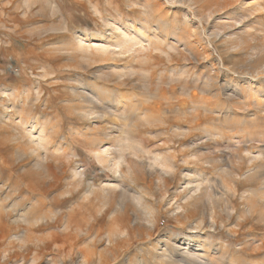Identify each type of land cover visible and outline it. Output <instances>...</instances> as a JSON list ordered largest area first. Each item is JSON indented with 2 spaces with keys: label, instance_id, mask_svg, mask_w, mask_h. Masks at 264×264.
I'll return each mask as SVG.
<instances>
[{
  "label": "rangeland",
  "instance_id": "374dc122",
  "mask_svg": "<svg viewBox=\"0 0 264 264\" xmlns=\"http://www.w3.org/2000/svg\"><path fill=\"white\" fill-rule=\"evenodd\" d=\"M148 1L0 0V264H83L84 255V264H160L150 241H164L169 257L180 259L188 240L203 238L227 248L221 264L232 256L237 264H264V250L255 253L264 241V205L243 197L259 185L243 176L263 169L264 154L249 160L254 154L240 143L251 138L264 147V104L248 102L264 89V0ZM90 54L97 61L82 59ZM93 82L109 87L107 103L92 95ZM121 99L128 111L109 109ZM90 105L103 111L104 123L123 121L122 132L91 130L99 122L85 116ZM178 123L192 130L178 137ZM119 134L137 146L120 152ZM171 150L175 168L165 173L154 158ZM194 169L207 179L203 188L237 192L199 197L196 177L185 176ZM113 182L103 204L101 188ZM32 205L29 220L44 216L27 226L20 216ZM115 224L118 236L109 241ZM169 236L178 237L177 247Z\"/></svg>",
  "mask_w": 264,
  "mask_h": 264
},
{
  "label": "bare ground",
  "instance_id": "6f19581e",
  "mask_svg": "<svg viewBox=\"0 0 264 264\" xmlns=\"http://www.w3.org/2000/svg\"><path fill=\"white\" fill-rule=\"evenodd\" d=\"M150 1V0H149ZM148 1V2H149ZM196 2V0H188V4H189V6H190V4H194ZM27 5V4H26ZM191 7H192V5H191ZM145 14H146V12H145ZM148 16V15H147ZM234 17H236L235 18V20H236V22H240L239 21V19L237 18V17H239L238 15L237 16H234ZM233 17V18H234ZM189 19L186 17L185 18V20H184V24L183 25H185L184 26V30H183V34H184V32H187L188 31V29L190 30V28H188V26H189ZM144 24V23H143ZM224 26H232V24H230V22L228 23L227 21H225V23L223 24ZM135 26V25H134ZM190 26H191V24H190ZM225 28V27H224ZM134 29H136V30H138V31H140L141 29H146L143 25L142 26H135V28ZM244 29V28H243ZM165 31V30H164ZM221 31V30H220ZM245 31H247V30H245L244 29V31L243 32H245ZM166 33H168V31L166 30ZM180 33V32H179ZM213 33V32H212ZM211 33V34H212ZM215 33V32H214ZM248 33H250V32H248ZM164 34V33H163ZM189 33H186V35H188ZM179 35V34H178ZM177 35V36H178ZM182 35V34H181ZM180 35V36H181ZM217 35V34H216ZM152 36H156V35H152ZM167 36V35H166ZM176 36V37H177ZM183 36V35H182ZM184 36H185V34H184ZM215 36V35H214ZM161 37V36H160ZM163 37V36H162ZM179 37V36H178ZM186 37V36H185ZM184 38V37H183ZM161 39H163L164 40V42H168V40H166L165 41V39L164 38H161ZM167 39H169L168 37H167ZM181 39V38H180ZM176 41H177V39H176ZM122 42V39L119 37V36H116V39L114 40V43L115 44H118V43H121ZM167 42H166V44H167ZM171 42V41H170ZM168 43L169 44V46L171 47V48H173V47H175V46H173V43ZM179 42V41H178ZM69 45H70V47L72 48L73 46V43L71 42V41H69V43H68ZM67 44V45H68ZM175 44V43H174ZM177 44V43H176ZM168 46V45H167ZM168 46V47H169ZM66 49H68V47L66 48ZM72 51L74 50L75 51V49L74 48H72L71 49ZM76 50H77V48H76ZM67 51V50H66ZM70 52V51H69ZM76 52V51H75ZM74 53V52H73ZM76 53H78V52H76ZM72 56V55H71ZM75 56V55H74ZM79 56V55H78ZM73 57V56H72ZM82 59H84V60H86V61H91V62H95V61H97L96 60V57L95 56H93V55H83L82 56ZM127 70V69H126ZM132 71V70H131ZM113 72V71H112ZM111 72V73H112ZM122 72V71H121ZM117 73V72H116ZM125 73H128V71H125ZM123 73H121L120 75H118L119 77L122 75ZM124 76V75H123ZM123 76H121V77H123ZM172 80H174L173 78H172ZM250 83V82H249ZM247 84H248V82H247ZM251 84V83H250ZM255 84V83H254ZM91 85L93 86V89H92V95H93V93H95V95H93V96H96L97 98L96 99H100V101L103 103V102H105V103H107V100H106V98H108V88L109 87H105V86H103V85H99V84H95L94 82L93 83H91ZM206 85V84H205ZM89 86V85H88ZM207 86V85H206ZM91 87V86H90ZM251 87V86H250ZM250 89V88H249ZM264 89H260L259 91H257V88H256V90H255V92H258V93H261L260 94V96H256V97H252V98H248V99H251V100H249L248 102H252L253 100H255L254 102L256 103L257 102V104H260V103H263L264 104V91H263ZM252 91V90H251ZM253 91H254V89H253ZM86 94H88V93H86ZM188 94V93H187ZM186 94V95H187ZM193 94V93H192ZM257 94V93H256ZM91 95V96H92ZM195 95V94H194ZM90 95H88V97H89ZM192 96V95H191ZM84 97V96H83ZM246 97V96H245ZM244 97V98H245ZM110 98V97H109ZM123 98V97H122ZM126 98V97H125ZM124 98V99H125ZM89 99V98H88ZM92 99V98H91ZM111 99V98H110ZM123 99V100H124ZM127 100V99H126ZM93 101V100H92ZM128 102V101H127ZM127 102L125 101V103L122 101V99L121 100H116V102L114 103V105H109L110 106V108H109V106H108V108L109 109H111V106H112V108L113 109H118V107L117 106H119V104H120V108L121 109H123V112H125L127 109H128V107H127ZM245 102H247V101H245ZM129 104H132L131 102L129 103ZM134 104V103H133ZM205 104V103H204ZM246 104V103H245ZM248 104H250V103H248ZM252 104V103H251ZM88 105H89V103H88ZM156 105V104H155ZM180 105V104H179ZM201 105V104H200ZM204 106V105H203ZM215 106V105H214ZM204 106V108H205V112H209V113H214L215 112V108L216 109H220V107H221V105L219 104V105H217V106ZM258 106V105H257ZM85 107H87V105L85 106ZM88 107H90V110L88 109V108H85V109H88L86 112H85V116L86 117H89V116H93L94 118H95V120L96 121H98L99 122V125L98 126H96V127H94V128H92L91 130H96L97 132H104V133H106V134H108L109 133V131H121L122 132V130H123V127L125 126V124H124V126H123V124H122V122L123 121H120L121 123H109V122H103L104 120L103 119H101V117H103L104 116V113H103V111L101 110H96L95 108H94V106H88ZM105 107V106H104ZM130 107V106H129ZM101 108V107H100ZM106 108V107H105ZM104 108V109H105ZM130 108H132V107H130ZM129 108V109H130ZM200 108V107H199ZM108 109V110H109ZM119 110V109H118ZM132 110V109H131ZM231 111H232V109H230ZM229 110V111H230ZM234 110H235V108H234ZM107 111V110H106ZM128 111V110H127ZM82 112V111H81ZM115 112V111H114ZM117 112V111H116ZM122 112V111H121ZM184 112V111H183ZM216 112H219V110L218 111H216ZM136 113V112H135ZM137 113H140V112H137ZM208 113V114H209ZM227 113V112H226ZM231 113H235V111H232ZM230 112L228 113V115L229 116H231L230 114H231ZM118 114V113H117ZM141 114V113H140ZM185 114V113H184ZM205 114V113H204ZM204 114H202V115H204ZM217 114H219V113H217ZM232 114V115H233ZM106 115V114H105ZM139 115V114H138ZM222 115V114H221ZM124 116H125V114H124ZM219 116V115H218ZM119 117H121V116H119ZM138 117H140V116H138ZM127 119V118H126ZM46 123V122H45ZM174 130L175 129H177L178 131L180 130V132H178L177 133V135H176V133H175V135L176 136H184V135H187L188 133H189V130L191 129V128H187V127H183V126H181L179 123H178V125H174ZM51 129H52V127H51ZM192 130V129H191ZM49 131V130H48ZM207 131V130H206ZM208 131H211V130H208ZM94 134V133H93ZM208 134V133H207ZM209 134L210 135H213V134H215V133H211V132H209ZM95 135V134H94ZM93 136V135H92ZM261 136V135H260ZM125 137V138H124ZM122 136V135H117V138H119V141H121L120 142V146H119V151L120 152H123L124 151V149H125V147H133V145L134 146H137V143H135L134 142V140L133 139H131L129 136ZM94 138V137H93ZM92 138V139H93ZM88 139H90L89 137H88ZM96 139V138H95ZM93 140V141H96V140H98V139H96V140ZM250 139L251 138H248V140H242L243 142H240V143H244L245 144V146H246V148L247 149H244V150H246V152L245 153H248V154H254V155H251L250 156V159L249 160H256L257 159V157H259V156H262L263 154H264V147L261 145L262 144V142H261V146L260 145H254V143H252V139H251V141H250ZM253 140H257V138H253ZM238 142V145L240 144ZM255 142V141H254ZM132 143V144H131ZM195 144V143H194ZM234 145H235V143H234ZM233 145V146H234ZM250 145V146H249ZM185 147H187V145L185 146ZM185 147H181V148H185ZM191 147V146H190ZM250 147L251 148H255L256 149V151H253L252 149L250 150ZM227 147H225V149H226ZM134 149V148H133ZM137 149V148H136ZM135 149V150H136ZM23 150H25V149H23ZM110 150V146H108V147H104L103 149H99V150H96V153L99 155V156H102V154H105V153H107L108 151ZM183 150V149H182ZM27 152V151H26ZM175 152V151H174ZM215 152V151H214ZM228 152V151H227ZM225 153V152H224ZM31 154V153H30ZM37 155V154H36ZM176 155V154H175ZM41 156V155H40ZM38 157V156H37ZM39 158V157H38ZM174 158H175V156H174V154H172V150H171V152H169V153H167V154H157V155H155V158H154V160L156 161L157 160V162H158V164L160 165V167H162L161 169H163V171L165 170V173H168V172H172V171H174V168H175V165H174V163H173V160H174ZM43 159V158H42ZM103 159L104 160H107L106 158H104L103 157ZM41 160V159H40ZM123 161V157H122V154L121 155H119V157H118V159L115 161V169L114 170H116L117 168H118V166H119V163H121ZM41 162V161H40ZM39 162V163H40ZM156 162V163H157ZM264 162V161H263ZM42 163H43V165H44V162L42 161ZM114 164V163H113ZM264 164V163H263ZM34 165V164H33ZM45 167V166H44ZM256 167V166H255ZM32 168V167H31ZM261 168V167H260ZM260 168H258V166L256 167V169L254 168L253 170H247V172L245 173V175L243 176V177H245V179L247 178V179H255V181H258V183H259V185L257 186V187H255V188H248L247 190H246V192H245V194L243 193V197L245 198H247V197H249V196H251L252 198H256L258 201H260L263 205H264V167H262L263 169H260ZM250 169H252V168H250ZM30 170V169H29ZM28 170V171H29ZM41 170V169H40ZM43 170V169H42ZM191 171H193V173H191V172H189V173H186L185 174V176L186 177H190V176H193V174H194V178L196 177V184H195V188L193 189V192L196 190V192L198 191L199 192V197L201 196V197H203L204 195H207V196H209L210 194H212V195H214L216 198H218V200L219 199H221L222 198V196L223 197H225L226 199H228L227 197V194H230L231 196L233 195H235V193L237 192V190L235 189L236 188V186L235 187H232L231 186V188H228L227 189V187H225L226 188V190H225V192H219L218 190H220L221 191V188L220 189H218V186L216 187V185H214V184H212V183H210L209 184V186L208 187H204L203 188V182L205 183V182H207V179L205 178V177H203V176H201V173L196 169H194V170H191ZM115 172H117V171H115ZM42 173V172H41ZM78 174H79V172H78ZM77 174V175H78ZM230 174H234V173H230ZM244 174V173H243ZM242 175V174H241ZM240 176V175H239ZM77 177V176H76ZM192 178V177H191ZM73 179V178H72ZM189 179V178H188ZM73 181V180H72ZM81 181V180H80ZM191 181V180H190ZM190 181H188V182H190ZM76 182V181H75ZM119 182V181H118ZM224 183H226V182H224ZM229 183V182H228ZM81 184V183H80ZM108 184V183H107ZM107 184H105V185H107ZM118 183L117 182H113V183H109L108 185H110V186H103L101 189L103 190V195H102V203L104 204L105 203V201H108L109 199H110V193L113 191V188L117 185ZM190 184H192V183H190ZM229 184H231V183H229ZM214 185V186H213ZM78 186V185H77ZM222 186H225V185H222ZM228 186V185H227ZM72 187V186H71ZM1 188V187H0ZM89 188V187H88ZM35 189V188H34ZM72 189V188H71ZM74 189V188H73ZM100 189V190H101ZM218 189V190H217ZM222 189H223V187H222ZM39 191V190H38ZM224 191V190H223ZM94 192L95 191H93V190H90V188H89V191H88V193H87V196H91V195H93L94 194ZM85 193V194H86ZM69 194V193H68ZM221 194V195H220ZM110 195V196H109ZM225 195V196H224ZM131 196V199H134V200H137V202L139 201V200H141L140 199V196H138L137 194H135L134 192H133V194H131L130 195ZM214 197V198H215ZM59 198V197H58ZM189 198H193L192 197V194L190 193V196H188V197H186V199H185V202L186 201H188V199ZM213 198V196H212V200L214 199ZM225 198H222L223 200L225 199ZM250 198V197H249ZM248 198V199H249ZM252 198L251 199H249V200H251L252 201ZM1 199V198H0ZM39 199V198H38ZM60 199V198H59ZM196 199V198H195ZM247 199V200H248ZM222 200V201H223ZM249 200H248V204H247V208L249 209V210H251V208L254 206H251L250 204H251V202L249 203ZM86 201H87V199H86ZM217 201V200H216ZM173 202V201H172ZM226 202V201H225ZM58 203V202H57ZM227 203H228V200H227ZM33 204V203H32ZM253 204V203H252ZM249 205L251 206V207H249ZM1 206V205H0ZM3 207V206H2ZM232 207V206H231ZM35 205L33 206L32 205V207H29L28 206V208H27V210H25V211H23L22 213H21V216H20V220H22L21 222H25V223H27V226L28 225H30L31 223H38V222H40L41 220H42V218L41 217H43L44 215H37V216H35V218L34 219H31V220H29V215L33 212L34 213V210H35ZM80 208V207H79ZM121 206H119V208H118V211H120L121 209ZM176 208L177 209H181L182 208V205H177L176 206ZM24 209V208H23ZM176 209V210H177ZM248 209H247V211H248ZM252 210H253V208H252ZM4 211L5 210H3V208L2 209H0V216H3V214H4ZM10 211V210H9ZM143 213H145L144 215H145V218H146V220H147V222L148 223H150L151 225H154V223H155V213H154V211H153V209L151 208V207H149L148 205H144L143 206ZM254 213V212H253ZM261 214H264V208H263V211H261ZM119 215V214H118ZM17 216V215H16ZM243 217V216H242ZM240 219V218H239ZM81 220V219H80ZM210 220H211V218H210ZM32 221V222H31ZM212 222H214V220L212 219L211 220ZM239 221V220H238ZM112 222V221H111ZM114 224V223H113ZM125 224V223H124ZM147 224V223H146ZM199 224H197V225H195L194 226V228H197V226H198ZM202 225V224H201ZM210 225V224H209ZM0 227H2V226H0ZM31 227V226H30ZM114 228H112L111 229V231L108 233V239H109V241L110 240H112L111 239V237L112 238H115V237H117L118 236V232H119V227H118V225L117 224H115L114 226H113ZM27 228V227H26ZM27 230V229H26ZM230 230H232V229H230ZM27 232V231H26ZM28 233V232H27ZM26 233V234H27ZM149 233V232H148ZM234 233V232H233ZM21 234V233H20ZM26 234L24 233V235H23V238H25L26 237ZM29 234V233H28ZM263 235V234H262ZM16 236H17V234H16ZM99 236V235H98ZM254 237V236H253ZM22 237H20V238H18V239H23ZM263 238V237H262ZM9 239V238H8ZM11 239V238H10ZM13 239V238H12ZM27 239V238H26ZM125 239V238H124ZM134 239V238H133ZM162 239V238H161ZM170 239H172V240H174V239H177L176 240V242H174V246L175 247H177L176 246V243H179L178 242V237H174L173 238V236H169L168 237V239L167 240H170ZM189 239V238H188ZM191 239V238H190ZM172 240H170V242L172 241ZM264 240V239H263ZM11 241V240H10ZM19 241V240H18ZM189 242H188V245L184 248V247H182V248H180V249H183L182 250V253L179 255L180 257V259H178V258H176V259H174L173 257H169V250H170V248L168 247V245L169 244H166L164 241L162 242V240H157V241H154V242H149V245L147 246L148 247V251L151 253V254H153L154 255V258L155 259H157V261L160 263V264H221V260L223 259L222 258V254L225 252V251H227V248H224V246H222V245H218V247L217 248H215V244H213L208 238H203V239H197L196 241H194L195 243H193V244H196V245H192V244H190V240H188ZM15 242V241H14ZM20 242V241H19ZM168 242V241H167ZM126 244V243H125ZM183 244H185V243H183ZM21 245V244H20ZM181 245L182 244H180V247H181ZM247 245V244H246ZM178 247H179V245H178ZM194 247H196V248H194ZM215 248V249H214ZM116 249H117V247H116ZM264 250V241H262V244L260 245H257L256 246V248H255V253L256 254H259L260 252L259 251H263ZM180 251V250H179ZM108 252V251H107ZM181 252V251H180ZM218 254L217 256H220V259H218V258H216V256H215V254ZM220 253V254H219ZM68 254V253H67ZM102 254V253H101ZM116 254V253H115ZM175 254V253H174ZM84 255V254H83ZM170 255H172V254H170ZM173 256V255H172ZM100 257V256H99ZM114 257V256H113ZM203 258V259H202ZM88 255L86 256V255H84L83 256V259H82V261L84 262V263H86L88 260ZM200 259H202L203 260V262L201 263L199 260ZM260 260V258L259 259H256L255 261H254V264H263L262 262H260L259 261ZM53 261V260H52ZM55 262H56V260H55ZM215 262V263H214ZM227 263L226 264H237V257L236 256H232L230 259H228V261H226ZM50 263H53V262H50ZM83 263V264H84ZM55 264V263H54ZM124 264V263H123ZM142 264H148V263H142ZM225 264V263H224Z\"/></svg>",
  "mask_w": 264,
  "mask_h": 264
}]
</instances>
